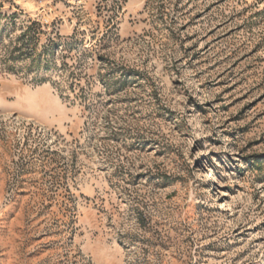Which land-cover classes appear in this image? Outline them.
Returning <instances> with one entry per match:
<instances>
[{
    "label": "rangeland",
    "instance_id": "374dc122",
    "mask_svg": "<svg viewBox=\"0 0 264 264\" xmlns=\"http://www.w3.org/2000/svg\"><path fill=\"white\" fill-rule=\"evenodd\" d=\"M0 264H264V0H0Z\"/></svg>",
    "mask_w": 264,
    "mask_h": 264
},
{
    "label": "bare ground",
    "instance_id": "6f19581e",
    "mask_svg": "<svg viewBox=\"0 0 264 264\" xmlns=\"http://www.w3.org/2000/svg\"><path fill=\"white\" fill-rule=\"evenodd\" d=\"M212 176H213L212 174L209 175V177H212Z\"/></svg>",
    "mask_w": 264,
    "mask_h": 264
}]
</instances>
